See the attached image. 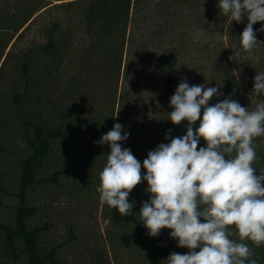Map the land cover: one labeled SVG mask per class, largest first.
Returning <instances> with one entry per match:
<instances>
[{"label": "trees", "instance_id": "trees-1", "mask_svg": "<svg viewBox=\"0 0 264 264\" xmlns=\"http://www.w3.org/2000/svg\"><path fill=\"white\" fill-rule=\"evenodd\" d=\"M69 1L64 6L77 5L81 10V30L88 42L79 61L81 68L104 69L114 79L118 78L124 56L128 64L130 54L137 52L132 51L134 35L128 34L131 25V33L139 29L147 31L139 46L157 52L154 65L163 73L159 99L163 104L157 118L150 126L139 124L137 107L123 106V102L128 104L124 94L120 95L117 113L116 122L123 126L122 135L130 134L122 144L141 164L149 151L160 143L170 142L166 135L170 138L186 135L187 121L174 125L168 113L173 111L170 97L179 83L185 81L178 75L177 64L182 53L192 47L195 32L209 34L213 39L209 45H202L201 39L199 46L203 47L199 51L204 50L219 67L215 68L220 94L210 99L209 106L225 98L242 106L235 98L238 84L232 73L231 56L241 59L240 66H245L246 59L257 52L264 58V32L259 31L264 22L253 25L261 44L249 56L239 38L248 23L247 17L237 23L222 16L219 0ZM50 5L43 0H0V264H67L58 254L63 244L50 240V224L37 223L38 209L31 198L38 191L60 187L64 179L91 168L108 151V145L89 144L74 150L69 146L71 127L65 113L54 119L48 116L46 97L61 75L64 45L73 33L70 18L64 23L59 20L45 23L39 31L44 41L16 49ZM123 108L126 110H120ZM202 114L203 109L201 118ZM198 127L199 121L193 125L194 129ZM254 145L257 160L253 167L259 176L264 171V136L255 138ZM205 146L201 138L198 149ZM141 172L146 174L143 167ZM147 186V181H142L130 193L131 215L123 217L117 209L109 207L107 219L117 232L114 237L119 244L137 250L142 264H167L171 253L187 254L189 249L177 247L178 241L170 237V229H162L156 237L148 235L139 215L142 203L150 197L145 192ZM230 231H236L234 226ZM69 232L72 236V229ZM230 238L241 242L237 235ZM243 243L252 249L251 258L264 264V246L257 248L250 240Z\"/></svg>", "mask_w": 264, "mask_h": 264}, {"label": "clouds", "instance_id": "clouds-1", "mask_svg": "<svg viewBox=\"0 0 264 264\" xmlns=\"http://www.w3.org/2000/svg\"><path fill=\"white\" fill-rule=\"evenodd\" d=\"M218 8L237 23L247 17L239 38L243 51L251 56L261 44L253 25L264 22V0H219ZM259 31L264 32V27ZM219 94L218 87L179 83L168 114L174 125L187 121L186 135H166L170 142L149 151L142 164L122 147L130 134L122 135L120 123L95 142L110 148L100 173L101 203L127 217L133 209L130 193L147 181L145 192L150 197L139 215L148 235L156 237L162 229H170L177 247L189 249L187 254L171 253L167 264H257L243 241L264 246V171L257 176L253 167L254 140L264 136V100L252 111L230 98L209 106ZM252 96L264 97V72L255 75ZM197 121L199 127L194 129ZM201 138L206 146L198 149ZM232 226L235 232L230 231ZM233 235L241 242L231 239Z\"/></svg>", "mask_w": 264, "mask_h": 264}, {"label": "rangeland", "instance_id": "rangeland-1", "mask_svg": "<svg viewBox=\"0 0 264 264\" xmlns=\"http://www.w3.org/2000/svg\"><path fill=\"white\" fill-rule=\"evenodd\" d=\"M43 2L51 4L52 7L39 16L41 20L36 21L24 40L17 44L16 49L44 41L39 31L45 23L53 20L64 23L70 18L73 33L64 45L61 75L46 97L49 118H58L65 113L69 121V146L75 150L86 144L99 145L95 142L117 123L121 94H124L128 103L123 102L124 107L130 104L137 107L139 124L150 126L163 104L159 103L162 97L163 73L154 65L157 57L155 49H143L139 46L140 39L147 31L139 29L131 33L133 25L128 28V34L134 35L132 51L137 52L135 55L130 54L128 64L124 56L119 77L114 79L110 72L107 73L104 69H83L79 65L88 44L81 30L80 8L77 5L64 6L69 0ZM135 18L139 24L140 16ZM63 26H67V23ZM145 26L148 27L149 23ZM137 28L139 27L136 26ZM201 39L202 45H209L213 41L209 34L195 32L190 42L192 47L182 53L177 72L190 86L195 84L204 85L205 88L216 87L219 78L215 67L218 66H215L204 50L199 51V48L203 47L199 46ZM230 60L232 73L238 84L235 98L242 106L252 111L264 100V97L252 96L254 77L264 72L262 53L257 52L254 57L247 58L248 63L245 66H240L241 59L238 56H231ZM122 147L125 145L122 144ZM108 154L109 147L107 153L91 168L64 179L60 187L38 191L31 198L38 209L37 223L50 224V240L63 244L58 254L67 264H142L141 254L137 250L123 248L114 237L117 232L107 219L109 206L102 204L99 198L100 173L106 165ZM69 229L73 231L72 236Z\"/></svg>", "mask_w": 264, "mask_h": 264}]
</instances>
